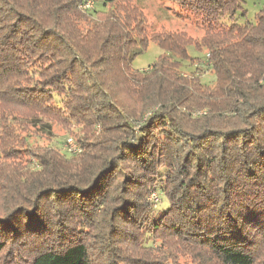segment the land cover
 <instances>
[{"label":"trees","instance_id":"obj_1","mask_svg":"<svg viewBox=\"0 0 264 264\" xmlns=\"http://www.w3.org/2000/svg\"><path fill=\"white\" fill-rule=\"evenodd\" d=\"M85 1L0 0V264H264V0L251 21L248 0H171L197 42ZM193 44L212 86L183 75ZM53 126L80 152L29 144Z\"/></svg>","mask_w":264,"mask_h":264},{"label":"rangeland","instance_id":"obj_2","mask_svg":"<svg viewBox=\"0 0 264 264\" xmlns=\"http://www.w3.org/2000/svg\"><path fill=\"white\" fill-rule=\"evenodd\" d=\"M104 1L105 0H86L84 3L90 2L91 8L84 9L81 6V9L84 13L93 14L94 11L102 10V3H104ZM130 2L131 5L135 6L142 12L147 23V31L149 34L162 32L182 33L186 37L191 38L193 42L199 41L204 34L200 23H198L196 19L192 18L191 15L181 11L179 7L171 0H130ZM250 4H252V1L248 0L246 2L245 8H249L246 12L248 19L251 21L252 15L258 11L262 5L259 2L252 5ZM187 52L191 58L197 60L191 63H183V75L186 77L197 76L201 84L212 86V84H214L215 78L212 72L209 70L206 62V50L203 49L198 51L193 44L188 47ZM161 53L162 51L154 43L150 42L146 50L134 58L132 61V68L134 70L146 71L149 66L156 62L158 56ZM196 68H199L200 71H196ZM205 114L206 110H201L198 112H192L190 116L192 118H196L205 116ZM139 124L140 123L135 124V127H138ZM77 128L78 127L71 126L69 129H64L60 126H53V134L50 136H47V132H44L46 134L45 135L41 132L39 133L38 131H29L26 134L28 136L29 144H34L36 146L48 145L50 147L57 148L62 153H64V150H66L67 139H72L74 142L80 136V132H78ZM96 132H98V128H96ZM24 135L25 134L23 133L22 136ZM147 200L152 204L155 210L153 216H156L158 210H161L162 208L165 209L167 206L166 199L160 192H151ZM146 245L152 247V252H155L157 249H159L157 248L158 245H155V243H152L151 241H148ZM157 253L161 254L160 252ZM180 260L184 261L185 259L181 258Z\"/></svg>","mask_w":264,"mask_h":264},{"label":"built area","instance_id":"obj_3","mask_svg":"<svg viewBox=\"0 0 264 264\" xmlns=\"http://www.w3.org/2000/svg\"><path fill=\"white\" fill-rule=\"evenodd\" d=\"M82 8L90 9L91 8V3L86 2L82 5ZM66 150L70 153H79L80 149L79 147L72 141V139H67L66 141Z\"/></svg>","mask_w":264,"mask_h":264}]
</instances>
